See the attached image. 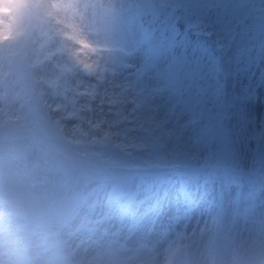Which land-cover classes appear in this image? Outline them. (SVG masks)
<instances>
[{
    "label": "clouds",
    "instance_id": "9594fccd",
    "mask_svg": "<svg viewBox=\"0 0 264 264\" xmlns=\"http://www.w3.org/2000/svg\"><path fill=\"white\" fill-rule=\"evenodd\" d=\"M174 0H0V264H264V201L165 220L66 213L85 189L186 164L128 71L143 19Z\"/></svg>",
    "mask_w": 264,
    "mask_h": 264
},
{
    "label": "rangeland",
    "instance_id": "374dc122",
    "mask_svg": "<svg viewBox=\"0 0 264 264\" xmlns=\"http://www.w3.org/2000/svg\"><path fill=\"white\" fill-rule=\"evenodd\" d=\"M174 2L181 6L162 9L143 19L138 28L143 33L141 40L165 33L173 53L167 60L161 53L151 57V78L144 74L139 78L150 89L157 111L174 128V148L186 164L162 172L136 173L130 184L118 181L91 195L85 189L74 212L65 216L73 227L86 229L113 202L133 218H151L159 212V219L165 220L185 210L202 218L212 188L211 194L222 199L226 209L264 201V0ZM184 24L203 28L222 48L229 68V123L222 118L224 106L216 84L212 112L197 122L200 93L214 77V62L211 54L204 56L203 38L183 34ZM235 26L240 32L234 40ZM138 54L133 41L128 71ZM229 127L235 142L229 137ZM127 201L133 204L127 207Z\"/></svg>",
    "mask_w": 264,
    "mask_h": 264
},
{
    "label": "bare ground",
    "instance_id": "6f19581e",
    "mask_svg": "<svg viewBox=\"0 0 264 264\" xmlns=\"http://www.w3.org/2000/svg\"><path fill=\"white\" fill-rule=\"evenodd\" d=\"M141 32L140 30L136 31L135 37H134V42L136 47L139 50V54L134 56V66L133 68L130 70L132 73H134L136 76L140 77L141 75H145L144 78L150 77L151 78V74H152V68L149 65L151 57H153V55H155L156 53L158 54V57L160 56V53L163 55H165L166 60L167 58H169V56L173 53L170 52L169 50V39L167 38V35L164 33L160 38H148L147 40H141ZM149 50H153L152 54L149 55L148 51ZM207 53H209L208 51L204 52V56H207ZM158 72L160 74H162V71L159 70L158 68ZM163 75V74H162ZM211 82L213 83V81L211 80ZM211 85H208L207 87H210ZM211 193L214 192V189L212 188ZM210 195L212 197H207L206 198V207L204 208L205 210L203 212H205V214L207 213V211L210 209V207L212 206H217L219 205V202L216 201V197L214 194ZM211 207V208H212Z\"/></svg>",
    "mask_w": 264,
    "mask_h": 264
}]
</instances>
